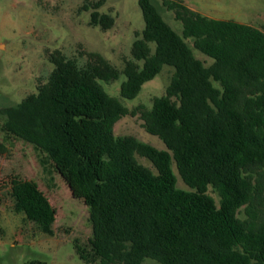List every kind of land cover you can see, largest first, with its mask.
<instances>
[{"label": "trees", "instance_id": "obj_1", "mask_svg": "<svg viewBox=\"0 0 264 264\" xmlns=\"http://www.w3.org/2000/svg\"><path fill=\"white\" fill-rule=\"evenodd\" d=\"M101 5L82 10L92 9L89 24L106 31L114 19L98 12ZM138 5L144 26L121 72L94 52L84 54L82 66L59 50L48 54L46 80L1 109L0 155L9 142L30 144L41 166L51 165L82 200L92 234L86 244L74 240V249L84 264H264V30L162 0L181 23L180 36L152 0ZM165 65L173 73L149 109L129 111L100 83L122 73L120 96L133 99ZM127 115L166 149L116 136L114 125ZM172 163L189 190L177 188ZM1 190L12 211L54 235L56 211L34 181L11 174Z\"/></svg>", "mask_w": 264, "mask_h": 264}, {"label": "rangeland", "instance_id": "obj_2", "mask_svg": "<svg viewBox=\"0 0 264 264\" xmlns=\"http://www.w3.org/2000/svg\"><path fill=\"white\" fill-rule=\"evenodd\" d=\"M99 0H0V126L5 117L1 109L16 105L36 91L38 81H45L52 64L48 54L61 51L66 57L76 59L79 66L85 63V53L100 54L120 72L123 61L130 59V47L135 32L144 26L138 0H102L99 13L109 14L113 26L103 31L89 24L90 13L82 10L84 4ZM168 25L181 36L182 26L171 12L162 7V0H152ZM188 8L213 19L232 20L264 30V0H177ZM186 43L192 46L191 39ZM194 56L206 66L212 59L193 49ZM173 68L163 66L161 71L146 82L133 99L120 96V85L125 77L100 82L105 91L118 98L132 111L138 106L149 109L153 98L165 94ZM116 136H133L159 150L163 142L141 127L137 116L127 115L114 125ZM0 142L2 133L0 131ZM137 161L157 171L151 162L136 155ZM172 169L176 186L189 190L179 176L175 164ZM34 181L55 209L54 235L42 233L25 219L21 212L12 211V200L6 190L0 191V264H23L39 259L47 264H84L74 249V240L86 244L91 237L87 207L82 200L73 198L61 177L47 164L43 168L30 144L21 141L7 143V152L0 155V180L8 175ZM209 194L218 203L212 189ZM141 264H159L145 258Z\"/></svg>", "mask_w": 264, "mask_h": 264}]
</instances>
